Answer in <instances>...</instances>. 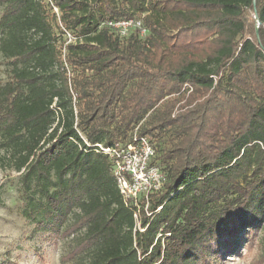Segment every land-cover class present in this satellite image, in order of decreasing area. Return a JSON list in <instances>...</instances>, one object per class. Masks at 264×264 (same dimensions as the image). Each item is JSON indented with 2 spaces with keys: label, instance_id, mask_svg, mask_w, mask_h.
I'll return each mask as SVG.
<instances>
[{
  "label": "trees",
  "instance_id": "trees-1",
  "mask_svg": "<svg viewBox=\"0 0 264 264\" xmlns=\"http://www.w3.org/2000/svg\"><path fill=\"white\" fill-rule=\"evenodd\" d=\"M0 8V165L17 174L33 231L66 244L62 264L264 254V0ZM127 19L145 35L107 25ZM135 133L165 178L146 209L143 198L124 202L96 146Z\"/></svg>",
  "mask_w": 264,
  "mask_h": 264
},
{
  "label": "rangeland",
  "instance_id": "rangeland-1",
  "mask_svg": "<svg viewBox=\"0 0 264 264\" xmlns=\"http://www.w3.org/2000/svg\"><path fill=\"white\" fill-rule=\"evenodd\" d=\"M1 14V8H0ZM7 75V67L0 57V79ZM17 174L0 165V264H62L66 244L63 240L47 239L45 233H35L34 225L22 215L17 197ZM239 254L229 253L220 264H264V254L258 247Z\"/></svg>",
  "mask_w": 264,
  "mask_h": 264
},
{
  "label": "built area",
  "instance_id": "built-area-1",
  "mask_svg": "<svg viewBox=\"0 0 264 264\" xmlns=\"http://www.w3.org/2000/svg\"><path fill=\"white\" fill-rule=\"evenodd\" d=\"M107 25L120 38L126 37L134 28L139 30L140 36L146 33L140 20H120L108 22ZM96 146L98 151L111 160L112 174L124 202L136 205L139 198H143L146 209L149 196L158 192L165 180L163 173L153 162L155 150L149 140L135 133L127 143L115 144L112 147L99 144ZM134 218L137 220V214Z\"/></svg>",
  "mask_w": 264,
  "mask_h": 264
}]
</instances>
